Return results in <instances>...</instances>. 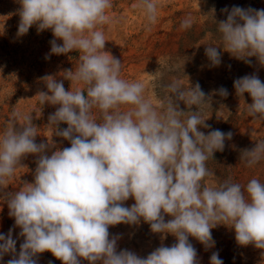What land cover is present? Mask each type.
Instances as JSON below:
<instances>
[{
	"label": "clouds",
	"instance_id": "clouds-1",
	"mask_svg": "<svg viewBox=\"0 0 264 264\" xmlns=\"http://www.w3.org/2000/svg\"><path fill=\"white\" fill-rule=\"evenodd\" d=\"M18 2V35L33 26L53 33L46 59L80 55L75 69L64 70L61 79L41 77L46 91L37 93L41 104L58 106L47 125L70 147L56 148L48 139L37 143L32 116H23L21 124L15 111L0 133V198L24 238L17 253L13 229L0 233V259L11 254L7 264H37L38 254L50 252L62 264H198L189 237L206 249L213 247L211 230L218 225L233 229L239 245L264 250V182L252 178L241 185L231 177L222 182L213 178L206 162L223 151L232 133L200 130L210 128L199 107L210 98L200 85L183 89L174 81L170 95L157 104L145 95L142 82L122 78L121 59L105 50L103 26L110 20L112 0ZM133 7L143 10L151 30L157 19L155 0H138ZM223 11L227 18L214 20L222 47H205L211 65L221 63L222 48L247 64L255 57L264 66V9L234 6ZM180 26L189 29L191 18ZM233 87L238 97H251L248 115L264 119V82L256 74L245 75ZM218 94L226 97L228 91L221 87ZM180 102L187 110L180 109ZM28 155L36 157L33 182L5 192L3 186ZM240 159L248 167L264 160V140L242 150ZM130 198L134 203L126 207ZM141 220L161 240L171 234L176 242L161 244L146 257L117 251L119 237L110 235V226ZM210 264H223L218 252Z\"/></svg>",
	"mask_w": 264,
	"mask_h": 264
},
{
	"label": "rangeland",
	"instance_id": "rangeland-1",
	"mask_svg": "<svg viewBox=\"0 0 264 264\" xmlns=\"http://www.w3.org/2000/svg\"><path fill=\"white\" fill-rule=\"evenodd\" d=\"M137 3L138 0H112L113 6L108 10L110 20L103 26L107 41L105 50L121 59L122 78L142 82L145 95L157 104L170 95L168 86L174 81H178L183 89L198 83L205 96L210 98L209 103L199 106L210 128L200 130L205 134L215 129L232 133V138L225 140L223 151H216L213 159L206 162L208 169L215 174L213 178L222 182L231 177L232 182L241 185H246L252 178L264 182V160L248 167L240 159L242 150L251 149L256 141L264 140V119L248 115L246 103L252 102L251 97L247 93L244 99L238 97L233 87L234 80L245 75L256 74L264 82V66L259 65L255 57L250 58L251 64H247L222 48L218 66L211 65L205 55L207 45L222 47L215 21L227 18L224 9L230 11L234 6L264 9V0H155L157 19L151 30H148L143 10L133 7ZM19 8L18 0H0V133L15 111L21 114L18 120L21 124L23 116H32L38 127L37 143L48 139L55 142L56 148L70 147L69 141L53 135V129L47 125L49 115L58 106L41 104L37 93L46 91L41 77L53 75L61 79L64 70L75 69L80 53L52 54L46 59L51 49L50 41L54 39L53 33L51 30L38 32L33 26L27 34L18 35ZM186 17L191 18L192 26L185 30L180 25ZM64 86L68 90L70 82L65 80ZM221 87L227 89L226 97L218 94ZM179 107L187 110L183 102ZM192 110H196L195 106ZM59 127L66 128L67 125ZM21 165L3 186L5 192L19 190L25 181L33 182L36 157L28 155ZM124 205L131 206L126 202ZM168 219L171 217L165 216V220ZM14 225L6 200L0 198V233L7 235L9 229H13L12 237L17 241L18 253L24 238L19 235L20 228ZM211 231L215 243L207 249L189 237L196 250H204L205 259L201 264H210L214 252L219 253L223 264H245L243 246L236 242L233 229L218 225ZM109 232L111 236L119 237L117 251L127 249L140 257H146L161 244L171 246L176 242L171 234L161 240V235L152 233L150 226L142 220L137 225L110 226ZM262 251L259 249V259L264 260ZM11 258V254L4 255L0 264H7ZM36 259L37 264H62L50 252L40 253ZM81 264L89 262L81 260Z\"/></svg>",
	"mask_w": 264,
	"mask_h": 264
},
{
	"label": "bare ground",
	"instance_id": "bare-ground-1",
	"mask_svg": "<svg viewBox=\"0 0 264 264\" xmlns=\"http://www.w3.org/2000/svg\"><path fill=\"white\" fill-rule=\"evenodd\" d=\"M174 43V42H173ZM175 44V43H174ZM253 126V125H252ZM132 200L129 199L125 201L127 204L132 205ZM134 201V200H133ZM194 240V239H193ZM239 256V255H238ZM242 257L244 258L245 264H264V260L259 259V249H256L252 245L243 246V254ZM262 258V257H261ZM205 259L204 250L201 248H197V260L198 264H201L202 261ZM240 259V258H239ZM242 259V258H241ZM242 262V261H241Z\"/></svg>",
	"mask_w": 264,
	"mask_h": 264
}]
</instances>
